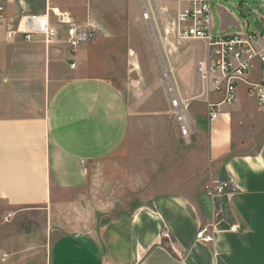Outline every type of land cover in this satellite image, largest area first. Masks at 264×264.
<instances>
[{"label": "crops", "instance_id": "crops-1", "mask_svg": "<svg viewBox=\"0 0 264 264\" xmlns=\"http://www.w3.org/2000/svg\"><path fill=\"white\" fill-rule=\"evenodd\" d=\"M47 1L51 8L64 7ZM121 1L114 7L123 9L130 25L127 0ZM109 29L76 51L63 43L32 45L44 62L49 92L42 116L21 114L11 93L0 91V263L264 264V118L248 113V100L258 108L244 83L232 105L218 107L216 120L197 104L201 110L192 112L189 123L202 148L200 160L188 163L186 176L167 192L84 231L50 223L59 195L82 190L89 167L125 144L129 108L111 77L119 66L112 58L122 55L114 44L125 34ZM166 104L163 113L170 114V100ZM216 181L231 183L223 196L211 194ZM28 210L45 217L37 243L4 223ZM202 229L210 242L196 239ZM175 244L182 259L172 251Z\"/></svg>", "mask_w": 264, "mask_h": 264}, {"label": "rangeland", "instance_id": "rangeland-1", "mask_svg": "<svg viewBox=\"0 0 264 264\" xmlns=\"http://www.w3.org/2000/svg\"><path fill=\"white\" fill-rule=\"evenodd\" d=\"M50 2L64 6L58 10L69 13L77 25L93 26L94 41L100 30L105 32L111 28L114 36L125 34V41L114 44L122 49V55L112 58L119 66L117 72L111 74L130 113L123 149L89 167L86 186L78 192H62L51 213V224L84 231L130 214L148 199L167 192L178 178L186 176L188 163L200 160L202 148L196 147L197 135L181 136L173 117L171 98L173 95L191 101L196 99L189 105L188 121L193 111L201 110L200 105L205 110L203 98L197 97L201 83L195 70L206 55V48L200 41L180 40L176 35L177 15L187 6L183 0H143V5L139 0H127L130 25L122 19L127 18L123 9L114 7L115 4L120 6L121 0ZM47 4V0H13L7 8V16L15 23L22 14L43 13ZM143 12L148 13L147 19L143 18ZM211 14L213 36L264 30V0H211ZM228 26L230 28L223 31ZM16 38L18 40L14 41ZM14 40V43H0V84L3 87L0 91L11 93L17 108L24 109L21 114L42 116L49 99L43 85L44 62L40 54L30 48L41 45L45 49L46 45L41 38L32 43L20 37ZM257 74L258 65L250 71L248 80L255 81ZM169 100L171 113L164 114ZM246 108L255 120L264 118V113L252 109L249 100ZM44 220L42 211L28 210L3 222L14 226L16 234L26 233L37 243V237L43 236ZM41 240L42 237L39 242Z\"/></svg>", "mask_w": 264, "mask_h": 264}, {"label": "built area", "instance_id": "built-area-1", "mask_svg": "<svg viewBox=\"0 0 264 264\" xmlns=\"http://www.w3.org/2000/svg\"><path fill=\"white\" fill-rule=\"evenodd\" d=\"M139 1L143 5V0ZM183 1L187 6L177 15L176 35L180 40L200 41L205 45L206 55L198 62L196 73L201 83L197 97L203 98L208 120L217 119L220 105L230 106L235 102L241 83L247 85V93L255 98L258 110L264 112V30L213 36L211 0ZM12 2L0 0V43L13 41L15 37L27 43L41 38L46 46L63 43L70 50L76 51L81 44L95 40L96 30L93 26L85 28L77 25L69 13L48 5L43 13L22 14L13 23L7 16V8ZM143 18H148L147 12H143ZM61 33L64 35L62 40L59 38ZM256 65L257 79L248 82V75ZM211 95L218 96V102L211 100ZM192 101L181 96L177 98L172 95L171 98L173 117L182 137L192 133L186 115ZM230 185L229 181H216L211 190L212 196H223ZM163 235L167 236V232L164 231ZM196 239L207 243L211 241V235L202 229L198 231ZM172 251L182 259L178 245L172 246ZM3 261L4 258L1 259Z\"/></svg>", "mask_w": 264, "mask_h": 264}]
</instances>
